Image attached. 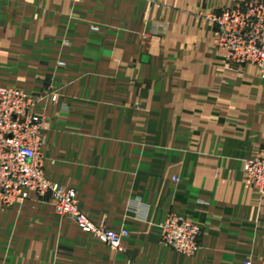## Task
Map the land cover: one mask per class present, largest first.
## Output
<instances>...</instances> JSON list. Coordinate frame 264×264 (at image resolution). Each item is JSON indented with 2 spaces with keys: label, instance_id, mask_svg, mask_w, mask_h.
<instances>
[{
  "label": "crops",
  "instance_id": "crops-1",
  "mask_svg": "<svg viewBox=\"0 0 264 264\" xmlns=\"http://www.w3.org/2000/svg\"><path fill=\"white\" fill-rule=\"evenodd\" d=\"M244 0H0V88L38 100L46 178L117 252L34 195L0 210V264H264V81L207 16ZM264 3V0H260ZM173 214L203 229L191 257L161 244Z\"/></svg>",
  "mask_w": 264,
  "mask_h": 264
},
{
  "label": "built area",
  "instance_id": "built-area-1",
  "mask_svg": "<svg viewBox=\"0 0 264 264\" xmlns=\"http://www.w3.org/2000/svg\"><path fill=\"white\" fill-rule=\"evenodd\" d=\"M217 44L238 64L254 65L264 80V3L244 0L207 16ZM38 100L17 88H0V210L20 206L31 195L48 202L60 217L69 218L85 234L122 251L125 231L113 232L93 224L78 208L75 192L49 181L40 149L44 117ZM244 183L264 192V147L243 165ZM161 244L185 257L200 249V225L170 214L160 225ZM249 264V263H246Z\"/></svg>",
  "mask_w": 264,
  "mask_h": 264
},
{
  "label": "rangeland",
  "instance_id": "rangeland-1",
  "mask_svg": "<svg viewBox=\"0 0 264 264\" xmlns=\"http://www.w3.org/2000/svg\"><path fill=\"white\" fill-rule=\"evenodd\" d=\"M242 65V64H241ZM254 66V65H253ZM257 69V68H256ZM258 76H259V78L261 79V77H260V74L258 73ZM262 80V79H261ZM264 81V80H263Z\"/></svg>",
  "mask_w": 264,
  "mask_h": 264
}]
</instances>
